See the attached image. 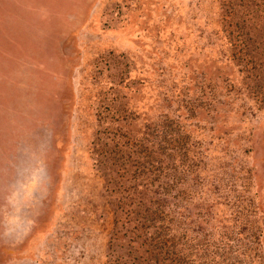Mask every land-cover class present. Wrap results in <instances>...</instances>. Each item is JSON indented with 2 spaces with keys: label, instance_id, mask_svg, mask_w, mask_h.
Instances as JSON below:
<instances>
[{
  "label": "rangeland",
  "instance_id": "obj_1",
  "mask_svg": "<svg viewBox=\"0 0 264 264\" xmlns=\"http://www.w3.org/2000/svg\"><path fill=\"white\" fill-rule=\"evenodd\" d=\"M218 4L0 0V264H119L141 254L129 226L114 233L113 202L119 211L133 203L131 182L106 168L107 124L118 125L106 115L108 96L124 105L122 122L136 116L137 140L141 122L172 119L167 138L186 150L187 165L198 161L187 174L170 169L168 197L160 198L169 219L170 206L184 202L189 236L198 241L192 263L206 264L215 248L242 262L246 238L255 235H238L244 220L261 229L254 264H264V106L217 58L226 50ZM201 78L238 87L204 92L196 115L177 119L172 109L191 91L186 85ZM151 187L135 186L149 204L165 194Z\"/></svg>",
  "mask_w": 264,
  "mask_h": 264
},
{
  "label": "trees",
  "instance_id": "obj_2",
  "mask_svg": "<svg viewBox=\"0 0 264 264\" xmlns=\"http://www.w3.org/2000/svg\"><path fill=\"white\" fill-rule=\"evenodd\" d=\"M218 1L220 14L218 24L221 26L226 50L217 58L224 56V61L230 63L233 74L232 77L228 78L237 81L239 87L235 84H232L231 87L225 86L228 84L225 78L213 80L201 78L199 84L191 83V87V84H187L186 86H189L191 91L183 97L182 101H178L179 104L175 110L172 109L177 112V119L182 117L186 120L188 117H194L197 110L201 108L204 92L222 91V88L225 87H227L225 89H230L237 86L238 89L240 88L241 91L246 92L248 96L253 98L254 105L257 108L259 105L264 106V0ZM117 101V96H108L106 100V115L118 124L116 126L107 124L109 129L106 138L110 140L109 147L111 148H109L110 157L106 160L108 161L106 168L111 170L109 175L112 176L113 173L115 179L116 177H122L131 182V185L126 187L127 190L131 191L126 197L128 198L127 205L129 206L132 203L133 205L130 209L119 211L116 203L113 202L114 233H116L117 225L122 228L129 226L128 229L136 234V237L130 238L129 241H135L138 249H142L137 260L135 259L136 256L134 258L130 256V258H126L124 262H119V264H193L192 260H196L199 256L197 251L198 241L194 243L196 237L189 236L190 233L185 223L187 215L182 208L184 202L180 204L179 208L177 207L178 203L170 206L171 219H169L167 210L163 207L165 201L160 198L162 196L163 199L168 197V191L171 187L167 188L166 184L168 185L173 180L170 169L175 171V169L180 168L187 174V170L197 166L198 161L193 163L191 160L187 165L188 158L185 159L182 156L186 154V150H183V147H177L176 142L172 138H167L165 133L170 131L173 120L162 118V121L161 116L163 115L158 117L156 114V118L152 120L154 124L149 123V121L141 122L139 127L142 125L144 128L141 131V140H137L135 137L136 129L131 127L132 123L136 121V116L129 117L128 115L125 121L122 122V118L125 117V108H123V104V106L115 107ZM170 106L171 104L167 105V107ZM185 111H190V113L185 115ZM175 122L178 123L176 120ZM155 129H157V132ZM140 141L141 144H139ZM150 154H155L157 160L154 167H152L153 162ZM177 157H179L178 163H175ZM119 171L120 174H118ZM181 180L182 178L179 179L178 183L180 185L183 184L185 178L183 181ZM155 182L156 185L162 187L165 194L159 192L160 196L157 197L156 195V198L151 199V204H149L145 201L144 193L139 191H136V193L135 190L147 186L152 188L151 186ZM176 185L177 183L172 187ZM185 190V188H182V196L184 192L187 193ZM116 192L118 191L110 190L114 200L116 199ZM142 192H146V190ZM134 197L135 200H133ZM184 198L187 199L185 194ZM241 210L243 211L240 215L245 217L247 211L245 208ZM233 212L234 210L231 209V215ZM117 214H120V217ZM122 214H124V217ZM243 221L239 223L238 235L247 236L253 233L255 235L252 237V241L246 238V244L243 239L238 238V243L249 245L248 247L245 246L243 252H241V255L243 254L242 262L239 261V258L230 256L229 251L227 253L222 251V255L212 254L217 251L215 248L214 251L208 252L206 264L255 263L257 257H259L257 253L258 246L256 245L260 244L256 233H259L258 231L261 229L257 224H251L248 227ZM251 242L254 243L252 246ZM257 264H259L258 261Z\"/></svg>",
  "mask_w": 264,
  "mask_h": 264
}]
</instances>
